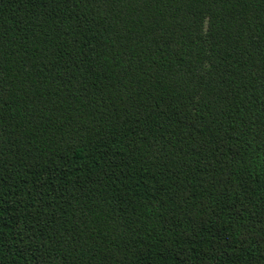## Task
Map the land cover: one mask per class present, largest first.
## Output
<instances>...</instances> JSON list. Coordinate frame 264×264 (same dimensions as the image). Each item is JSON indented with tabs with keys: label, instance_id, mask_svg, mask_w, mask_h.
<instances>
[{
	"label": "trees",
	"instance_id": "obj_1",
	"mask_svg": "<svg viewBox=\"0 0 264 264\" xmlns=\"http://www.w3.org/2000/svg\"><path fill=\"white\" fill-rule=\"evenodd\" d=\"M0 264H264V0H0Z\"/></svg>",
	"mask_w": 264,
	"mask_h": 264
}]
</instances>
